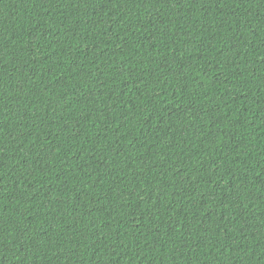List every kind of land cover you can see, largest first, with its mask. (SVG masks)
I'll return each mask as SVG.
<instances>
[{"label":"trees","instance_id":"16d2710c","mask_svg":"<svg viewBox=\"0 0 264 264\" xmlns=\"http://www.w3.org/2000/svg\"><path fill=\"white\" fill-rule=\"evenodd\" d=\"M0 264H264V0H0Z\"/></svg>","mask_w":264,"mask_h":264}]
</instances>
